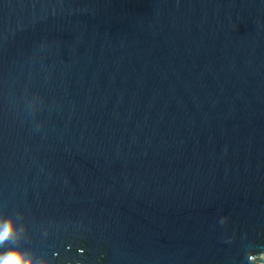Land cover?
I'll return each mask as SVG.
<instances>
[{
    "label": "water",
    "instance_id": "water-1",
    "mask_svg": "<svg viewBox=\"0 0 264 264\" xmlns=\"http://www.w3.org/2000/svg\"><path fill=\"white\" fill-rule=\"evenodd\" d=\"M0 212L51 264L264 252V0H0Z\"/></svg>",
    "mask_w": 264,
    "mask_h": 264
},
{
    "label": "clouds",
    "instance_id": "clouds-1",
    "mask_svg": "<svg viewBox=\"0 0 264 264\" xmlns=\"http://www.w3.org/2000/svg\"><path fill=\"white\" fill-rule=\"evenodd\" d=\"M221 223H229V217H224ZM28 226L20 225L16 217H7L0 212V264H51L46 258H38L31 250L19 247L25 238ZM233 237L228 242H232ZM82 254V251H81ZM249 264H264V252H252L247 257Z\"/></svg>",
    "mask_w": 264,
    "mask_h": 264
}]
</instances>
